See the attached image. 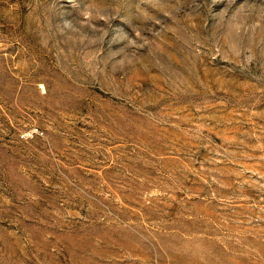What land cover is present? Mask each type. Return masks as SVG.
Segmentation results:
<instances>
[{"label": "rangeland", "instance_id": "rangeland-1", "mask_svg": "<svg viewBox=\"0 0 264 264\" xmlns=\"http://www.w3.org/2000/svg\"><path fill=\"white\" fill-rule=\"evenodd\" d=\"M0 264H264V0H0Z\"/></svg>", "mask_w": 264, "mask_h": 264}]
</instances>
